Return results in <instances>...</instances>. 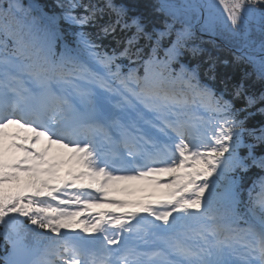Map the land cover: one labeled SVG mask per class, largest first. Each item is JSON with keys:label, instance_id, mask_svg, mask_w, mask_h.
Listing matches in <instances>:
<instances>
[{"label": "snow or ice", "instance_id": "obj_1", "mask_svg": "<svg viewBox=\"0 0 264 264\" xmlns=\"http://www.w3.org/2000/svg\"><path fill=\"white\" fill-rule=\"evenodd\" d=\"M154 8L163 29L121 0H0L7 264H264V93L226 99L184 59L198 29L264 81V0Z\"/></svg>", "mask_w": 264, "mask_h": 264}, {"label": "trees", "instance_id": "obj_2", "mask_svg": "<svg viewBox=\"0 0 264 264\" xmlns=\"http://www.w3.org/2000/svg\"><path fill=\"white\" fill-rule=\"evenodd\" d=\"M19 2L24 7H27L30 3H40L41 5H46L48 8H51L55 0H19ZM121 2L128 6L130 14L143 17L148 24L149 30L153 27L163 29L166 17L163 13L157 12L154 8L158 0H121ZM174 2L179 3L180 0H174ZM194 31L195 37L190 46H198L203 49V51L195 56H193L191 52L186 51L184 59L190 67L199 65L202 83L213 87L218 94L224 93L226 99H233L231 95L232 87L242 79L250 92L255 93L257 96L264 93V81L258 79L251 64L237 62L235 60L234 50H230L227 42L220 38H215V42L212 43L209 42L212 38L207 34L201 33L198 29ZM253 55H256L257 58L261 56L258 51L254 52ZM213 63L215 64V68L213 72L209 74L207 69L211 67ZM245 72L249 74L247 77L244 76ZM212 76H215V79H212ZM234 102L236 103V107L244 106L242 100H234ZM260 107H264V105H257L250 109L253 115L248 118V127H255L257 129L264 127V114L258 110ZM246 151V149H241V154H246ZM255 152L257 155H264V145H257ZM259 175H264V173H261L259 169H252L250 173L247 174L246 187L251 186V181L257 179ZM244 199L247 200L246 191L244 193ZM3 231V226L0 225V264H7L10 244L4 239L2 235Z\"/></svg>", "mask_w": 264, "mask_h": 264}, {"label": "rangeland", "instance_id": "obj_3", "mask_svg": "<svg viewBox=\"0 0 264 264\" xmlns=\"http://www.w3.org/2000/svg\"><path fill=\"white\" fill-rule=\"evenodd\" d=\"M160 179L163 181L164 179H167V177L166 176H161L160 177ZM138 183H142V182H138ZM137 192H135L134 194H136ZM139 193V192H138ZM142 195H145V193H142V192H140ZM133 194V195H134ZM133 195L131 196V197H128V198H132L133 197ZM96 211L98 210L99 211V209H95ZM95 210H93V211H95Z\"/></svg>", "mask_w": 264, "mask_h": 264}]
</instances>
